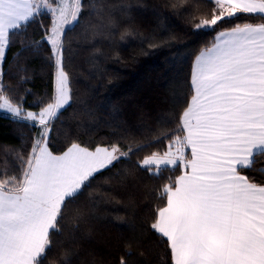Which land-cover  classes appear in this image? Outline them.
Wrapping results in <instances>:
<instances>
[{
	"label": "snow or ice",
	"instance_id": "6c2138e0",
	"mask_svg": "<svg viewBox=\"0 0 264 264\" xmlns=\"http://www.w3.org/2000/svg\"><path fill=\"white\" fill-rule=\"evenodd\" d=\"M164 7L194 32L214 33L211 45L194 55L192 94L183 110L171 120L161 117L141 139L116 123L120 131L110 141L93 147L73 140L57 152L51 134L75 102L64 62L66 29L79 25L87 8L85 39L114 42L117 13L127 16L130 8L109 0H0V62L17 36L21 53L30 49L27 27L40 23L55 67L53 90L37 102L39 111L26 110L0 73V110L36 129L30 151L0 148L6 157L0 164V264H74L77 249L58 238L67 232L75 245L94 236L97 205L81 197L117 164L122 167L109 179L130 195L145 175L164 181L157 190L163 203L148 231L167 245L171 264H264V167L254 168L264 165V0H164ZM241 18L261 22H235ZM126 24L121 41L138 34L131 20ZM143 43L158 48L165 41L145 37ZM253 171L261 174L259 182ZM141 243L142 234L126 239L116 264H137L132 250ZM54 249L59 252L50 259ZM84 264L103 261L93 256Z\"/></svg>",
	"mask_w": 264,
	"mask_h": 264
},
{
	"label": "trees",
	"instance_id": "16d2710c",
	"mask_svg": "<svg viewBox=\"0 0 264 264\" xmlns=\"http://www.w3.org/2000/svg\"><path fill=\"white\" fill-rule=\"evenodd\" d=\"M87 5L91 0H83ZM115 5L130 8L127 16L117 13L121 21L114 42L86 40L84 28L91 18L84 10L79 25L66 30L65 70L69 72L75 102L56 121L52 132L51 147L62 151L69 141L95 146L114 139L113 133L120 123L141 139L149 129H156L159 119L173 118L190 99V73L193 58L204 46H210L214 33H196L182 17H169L164 0H109ZM44 25H50V14L42 17ZM131 20L138 34L120 36L126 22ZM236 23H260L258 19L241 18ZM45 33L40 23L27 27V37L32 47L21 53V37L6 52L1 66L2 81L15 88L13 95L23 97L26 110L39 111L37 102L51 94L54 87L55 67L50 59V45L43 39ZM145 37L153 41H165L158 48L143 43ZM24 77H27L25 80ZM174 110V111H173ZM94 113V117L88 113ZM166 127L174 128L175 124ZM36 129L28 122L16 121L0 115V148L30 151ZM165 143H167L165 141ZM154 150V149H153ZM146 152L140 153L142 157ZM6 159L0 152V164ZM259 159H264L261 157ZM12 164V157H7ZM122 167L105 169L97 175L92 187L81 197L82 201L95 199L94 210L100 217L96 232L88 240L70 245L67 232L59 237L64 246H74L79 255L72 257L74 264H84L93 256L103 264H116L123 252L124 241L133 235H143V243L134 246L132 260L137 264H171L170 250L162 238L148 231L154 210L162 205L158 188L163 180L144 176L141 185L131 192L117 187L115 177ZM264 167L257 164L254 168ZM179 173L166 172L165 176ZM250 175L260 181L261 174ZM115 199L107 202L110 198ZM134 229V231H133ZM59 252L54 249L51 259ZM143 252V256L140 255Z\"/></svg>",
	"mask_w": 264,
	"mask_h": 264
},
{
	"label": "rangeland",
	"instance_id": "374dc122",
	"mask_svg": "<svg viewBox=\"0 0 264 264\" xmlns=\"http://www.w3.org/2000/svg\"><path fill=\"white\" fill-rule=\"evenodd\" d=\"M69 27H71V26H69ZM69 27H68V28H69ZM68 28H67V29H68ZM67 29H66V30H67ZM6 52H7V51H6ZM4 61H5V60H4ZM4 61L1 62V66L3 65ZM0 115H2V116H6V117H9V118L12 119L11 114H10V113H7V112L4 111V110H0Z\"/></svg>",
	"mask_w": 264,
	"mask_h": 264
}]
</instances>
